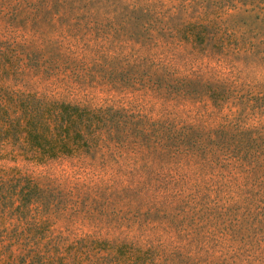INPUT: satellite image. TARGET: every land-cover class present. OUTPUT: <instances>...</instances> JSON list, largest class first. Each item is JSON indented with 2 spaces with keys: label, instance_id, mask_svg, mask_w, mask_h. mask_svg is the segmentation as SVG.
I'll return each instance as SVG.
<instances>
[{
  "label": "rangeland",
  "instance_id": "1",
  "mask_svg": "<svg viewBox=\"0 0 264 264\" xmlns=\"http://www.w3.org/2000/svg\"><path fill=\"white\" fill-rule=\"evenodd\" d=\"M0 264H264V0H0Z\"/></svg>",
  "mask_w": 264,
  "mask_h": 264
},
{
  "label": "trees",
  "instance_id": "2",
  "mask_svg": "<svg viewBox=\"0 0 264 264\" xmlns=\"http://www.w3.org/2000/svg\"><path fill=\"white\" fill-rule=\"evenodd\" d=\"M86 106L87 105L80 107L76 104H69L59 101L57 108L54 110V123H56L54 130H57L58 134L61 135V139H58L62 140L60 147L61 145L68 144L69 141L72 143H82V141L91 142L97 139L99 130L105 124L102 113H100L101 109L97 112V110H99L101 107H87L88 111L85 114L79 113L78 109L86 108ZM40 113L41 112L36 109L28 110L26 114L29 119L27 127L30 132L31 130L34 132L36 137H42L44 134L43 125L45 121H42L39 118ZM87 128L89 129L87 130ZM97 130L98 133L94 134ZM54 149L55 145L53 146V151L51 154L54 153Z\"/></svg>",
  "mask_w": 264,
  "mask_h": 264
}]
</instances>
